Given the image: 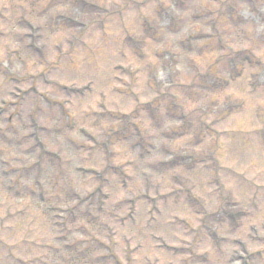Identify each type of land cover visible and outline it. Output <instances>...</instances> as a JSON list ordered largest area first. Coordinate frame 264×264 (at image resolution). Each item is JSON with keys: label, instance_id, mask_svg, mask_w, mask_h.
I'll return each mask as SVG.
<instances>
[{"label": "rangeland", "instance_id": "1", "mask_svg": "<svg viewBox=\"0 0 264 264\" xmlns=\"http://www.w3.org/2000/svg\"><path fill=\"white\" fill-rule=\"evenodd\" d=\"M81 1L0 0V264H264V0Z\"/></svg>", "mask_w": 264, "mask_h": 264}]
</instances>
